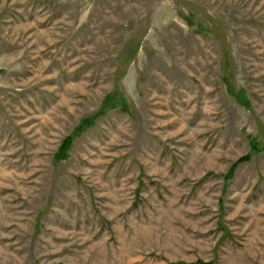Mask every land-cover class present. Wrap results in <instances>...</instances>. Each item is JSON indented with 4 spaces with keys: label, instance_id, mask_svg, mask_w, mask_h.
Wrapping results in <instances>:
<instances>
[{
    "label": "rangeland",
    "instance_id": "374dc122",
    "mask_svg": "<svg viewBox=\"0 0 264 264\" xmlns=\"http://www.w3.org/2000/svg\"><path fill=\"white\" fill-rule=\"evenodd\" d=\"M198 260L264 264V0H0V264Z\"/></svg>",
    "mask_w": 264,
    "mask_h": 264
},
{
    "label": "trees",
    "instance_id": "16d2710c",
    "mask_svg": "<svg viewBox=\"0 0 264 264\" xmlns=\"http://www.w3.org/2000/svg\"><path fill=\"white\" fill-rule=\"evenodd\" d=\"M224 82H225L226 85H227V89H228V91H229L232 95L235 96L236 100H237L241 105H243V106L249 108V107H250L249 100H248L247 98L243 97V95H242V93H243L242 90L236 92V91L233 90V88L230 86V84L227 82V80H224ZM70 142H71V139H70V138L65 139V141L63 142V144L61 145V147H60V149H59V152L56 154L57 159H64V158H66V156H67L66 151H67V149H68V147H69V145H70ZM257 147H258L257 144H253V145H252V149L255 150V151L257 150ZM249 158H250V155L243 156V157H241V158L238 160V162L246 161V160H248ZM238 162H237V163H238ZM237 163H236V164H237ZM188 264H206V263L203 262V261H201V260H198V261H196V262H194V263H188Z\"/></svg>",
    "mask_w": 264,
    "mask_h": 264
}]
</instances>
